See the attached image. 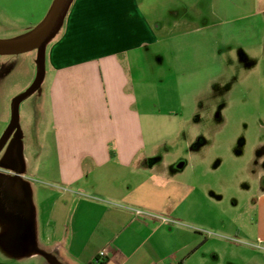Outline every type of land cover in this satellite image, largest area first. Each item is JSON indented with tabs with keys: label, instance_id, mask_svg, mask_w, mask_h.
<instances>
[{
	"label": "crops",
	"instance_id": "1",
	"mask_svg": "<svg viewBox=\"0 0 264 264\" xmlns=\"http://www.w3.org/2000/svg\"><path fill=\"white\" fill-rule=\"evenodd\" d=\"M251 20L261 30L256 52L246 44V79L258 70L264 80V0L73 1L56 36L35 49L45 52L44 73L24 103V124H11L22 157L12 162L6 143L7 174L23 183L13 195L26 200L2 209L22 224L9 264H43L52 253L53 264H100L103 250V264H264L263 177L256 198L241 200L247 176H206L200 147L198 157L169 158L191 117L188 99L236 69V45L228 61L204 36L217 44L221 27ZM147 64L183 82L174 108L143 92ZM12 119L0 120V138ZM36 182L53 193H39ZM230 190L232 205L220 208Z\"/></svg>",
	"mask_w": 264,
	"mask_h": 264
},
{
	"label": "rangeland",
	"instance_id": "2",
	"mask_svg": "<svg viewBox=\"0 0 264 264\" xmlns=\"http://www.w3.org/2000/svg\"><path fill=\"white\" fill-rule=\"evenodd\" d=\"M53 2L54 0H0V40H15L17 37L41 28ZM260 30L259 23L251 20L242 21L235 26L221 27L217 44H215L217 39H212L210 34L207 33L204 36L209 44H214V48L215 46L222 48V57L227 58L228 61H230L228 52L236 45L238 58L236 69L222 71L215 83L219 87L213 85L211 93H207L198 101L188 99L190 101L187 102L186 110L189 114L191 113V117L184 119L186 123L182 133L171 139L176 148L172 152L175 156H169V158L198 157L201 151L202 157L204 156L208 161L207 167L204 168L206 176L214 178L232 175L247 176L245 184L251 191L239 193L241 200H247L251 195L252 199H255L260 192L258 186L263 184L258 177L264 179V80H261L262 74L257 70L247 81L249 69L247 70V64L243 60L248 42H253L254 52L259 49L255 43V33ZM44 54V51L32 50L21 54L0 55V120H8L9 115L13 118L10 127L0 138V264H9L11 257L16 255L12 253L9 245H13L23 233L19 228L22 225L20 221L13 218L8 211L2 210L12 205L11 201L13 206H19L16 205L18 200H14L12 195L14 191L12 189L17 187L7 174L6 143L10 141L12 162L16 157H22V143L16 138L11 139L16 136L14 129L11 131V124L13 121L17 124V121L20 122L21 119L24 124V103L28 101L27 99L31 101L36 97V89L44 73ZM259 58V53L256 56L254 54L252 62L256 64ZM150 68L147 64L144 72H141V77L145 80L142 84L143 92L150 91V95L156 97L159 106L163 109L174 108L178 105V97H180V91H177V88L183 82L175 77L172 78V72L165 66L153 71ZM201 72L195 73L194 79L196 76L201 77ZM145 82H149L151 86H146ZM208 83L206 79V82L201 85L207 88ZM30 84H34L31 89ZM24 141L27 142V139L25 138ZM240 184L239 182L238 187L242 192ZM34 185L39 193L46 196L53 193V190L46 185L38 182ZM17 189L23 191L22 182ZM230 194L231 190L224 191L220 198L221 202L216 205L223 209L232 205L233 197ZM215 200H218V196H215ZM49 203L46 204L49 205ZM207 205L213 207L211 203ZM203 231L207 234L214 232L220 236H230L228 231L215 232L207 228ZM31 237L33 238L32 235ZM54 255L55 253H52L51 260L43 264H53Z\"/></svg>",
	"mask_w": 264,
	"mask_h": 264
},
{
	"label": "water",
	"instance_id": "3",
	"mask_svg": "<svg viewBox=\"0 0 264 264\" xmlns=\"http://www.w3.org/2000/svg\"><path fill=\"white\" fill-rule=\"evenodd\" d=\"M73 1L74 0H54L46 22L33 34L17 40H0V55L21 54L35 49H43V47L59 32ZM29 90L27 92H29Z\"/></svg>",
	"mask_w": 264,
	"mask_h": 264
},
{
	"label": "flooded vegetation",
	"instance_id": "4",
	"mask_svg": "<svg viewBox=\"0 0 264 264\" xmlns=\"http://www.w3.org/2000/svg\"><path fill=\"white\" fill-rule=\"evenodd\" d=\"M13 199L16 200V201L18 200V203L16 205H19V207L23 208V207L26 206L25 202H24V196L23 195L20 196V199L13 195Z\"/></svg>",
	"mask_w": 264,
	"mask_h": 264
},
{
	"label": "built area",
	"instance_id": "5",
	"mask_svg": "<svg viewBox=\"0 0 264 264\" xmlns=\"http://www.w3.org/2000/svg\"><path fill=\"white\" fill-rule=\"evenodd\" d=\"M135 212L137 213V214H143V213H145L143 210H141V209H135ZM106 255V251L105 250H103V251H101V253H100V259L98 260V263H101V259H102V257H104Z\"/></svg>",
	"mask_w": 264,
	"mask_h": 264
},
{
	"label": "trees",
	"instance_id": "6",
	"mask_svg": "<svg viewBox=\"0 0 264 264\" xmlns=\"http://www.w3.org/2000/svg\"><path fill=\"white\" fill-rule=\"evenodd\" d=\"M183 262H181L180 264H182ZM100 264H103V262H101Z\"/></svg>",
	"mask_w": 264,
	"mask_h": 264
}]
</instances>
